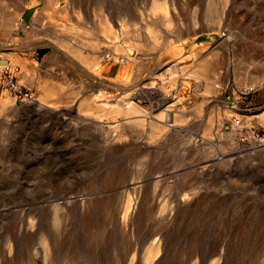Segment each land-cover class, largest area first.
I'll return each mask as SVG.
<instances>
[{"label": "rangeland", "instance_id": "obj_1", "mask_svg": "<svg viewBox=\"0 0 264 264\" xmlns=\"http://www.w3.org/2000/svg\"><path fill=\"white\" fill-rule=\"evenodd\" d=\"M28 1L3 0V4H0L3 12L0 14L1 63L18 66L21 70L18 86L30 90L29 96L19 93L14 95L0 82V97L4 92L9 97L5 105H2L0 98V209L4 206L12 209L33 207L39 214V231L33 232L29 239L19 237L14 242L13 254H7L0 264H29L27 248H38L39 237L43 233L48 239L55 238L59 243L56 248L59 255L50 260L53 264H69L66 256L77 259L74 264H81L80 258H88L90 264H115L118 255L114 249L115 240L118 241L117 231L109 228L104 232L103 239H106L101 243L99 226L104 205L109 201L114 208L119 207L122 197L128 198L129 193L140 196L142 208L149 207L148 202L150 204L154 197L161 204L172 202L180 195L182 186V182L176 185L177 178L199 181L201 185L207 186L204 191L210 195L221 192L227 198L216 203L211 200L202 202L191 216L178 220L175 230L171 229L168 233L165 258L156 264H193V261L210 264L217 257L212 253L222 244L227 251L222 264H258L257 254L264 255L261 245L264 243V201L261 197L264 196V159L260 151L255 154H247L252 149L241 153L234 151L235 148L244 150L253 147L256 142L264 141V121L259 119L264 116V85L255 83V78L264 72V62L258 63L259 50L264 44V0H237L234 4V15L240 17L237 32L233 28V38L227 42H220L222 37L219 36L211 43L212 54L207 53V56L218 64L222 79L211 93L207 92L205 83L196 90L195 82L185 80L191 74L193 65L184 68L182 64L172 72L165 68L155 70L152 51L144 47L150 39L144 30L145 16H142L144 8L152 0L123 3H120L121 0L116 3L107 0L106 5L112 10L123 11V16L127 18L130 13L134 15L128 23L124 19L126 25L123 28L131 36L129 39L122 36L120 43L128 48L133 43L135 48L130 49H133L136 62L131 66L119 62L114 76L130 74L137 84L136 89L149 93L159 89V85L145 83L156 79L155 82L159 83L161 78L156 76L164 73L163 82L167 85L172 83V89L166 90L167 95L173 99L168 104L157 105L146 99L134 98L133 102L141 107L142 112L128 117L106 111V114L96 119L89 117L91 112L78 110L80 102L87 96L105 94L113 98L115 94L125 95L130 91L116 86L84 92L80 86L87 82L88 69L85 63L67 49L60 50L57 42L50 38L29 42L33 26L45 12L52 17L50 28H57L51 29L50 33L55 30L65 37L71 36L60 26L65 17L77 28L84 31L93 29L98 3L95 0L77 3L83 20L78 21L72 18L71 9L68 8L71 3L54 4L49 0H40L39 3L31 4ZM208 1L183 3L180 27L187 28L191 24L190 11L197 12L201 21ZM58 7L63 8L64 12ZM125 9L130 13L125 12ZM17 13L21 17L18 30L10 29L6 33L10 28L6 19ZM175 25L176 22L171 23L170 28ZM166 38L163 33L160 43H165ZM174 40L171 39L172 42ZM203 41L208 43L206 39ZM86 42L85 39H78L76 47L92 56L94 49L87 46ZM3 51L12 58H6L1 53ZM106 52L112 53L113 50L108 49ZM46 91L52 95L45 96ZM201 98L204 100L199 108L197 104ZM46 102L51 107L41 106ZM171 112L177 114V118H170ZM129 118L144 119L150 136L133 137V144L120 152L109 150L104 144L106 135L117 133L120 123ZM88 119L98 126L87 122ZM159 120L171 126L154 137L149 133L150 122ZM207 124L213 126L212 143L201 145ZM192 145L196 146V150H190ZM206 146L210 147L213 154H225V161L216 160L215 167L206 176L196 171L179 170L181 166L201 161ZM240 154L243 156L238 157ZM161 174H165L166 180H159ZM132 181H143L141 192L130 189L132 187L128 184ZM83 200L91 205L95 231L87 229L81 221ZM55 203L59 204L60 211L66 213L69 219L60 237L51 220L50 206ZM251 204L257 207L248 209ZM15 213L14 210L11 215L0 216V252L8 250L7 237L11 235V226L17 218ZM233 223L240 228L237 233L230 230ZM140 226L138 218L135 240L139 242L138 245L146 247L152 241H148V232L155 225L149 224L146 230L139 229ZM92 232H96L94 237L89 235ZM38 261L35 260V264H44L42 259Z\"/></svg>", "mask_w": 264, "mask_h": 264}, {"label": "bare ground", "instance_id": "obj_2", "mask_svg": "<svg viewBox=\"0 0 264 264\" xmlns=\"http://www.w3.org/2000/svg\"><path fill=\"white\" fill-rule=\"evenodd\" d=\"M49 1H51L54 4L71 3L69 4L70 7L68 8L71 9L73 16L72 18L74 19L77 18L78 21L82 20V13L80 10L81 9L80 5L77 3L88 2V0H63V1L49 0ZM113 1H115L114 3L118 2V0H113ZM123 1H130V0H121L120 3H123ZM193 1L196 0H152L150 5L144 8L143 11L144 14L142 15L145 16L144 19L146 21L144 30L146 35L150 39L149 44L144 45V47L152 51L151 53L153 59L155 60L154 63L155 70L157 69L162 70L163 68H165L166 71L172 72L174 68L178 67L179 65L183 64L184 68H188L191 65H193L192 68L193 70L191 74H189L188 79L185 80H192L193 82H195L197 86L196 90H199L202 84L205 83L207 92L211 93L214 90L213 89L214 86L218 84L222 79H221V74L219 73L218 64H216L214 61L212 62V60L210 61V56H207V53L212 54L211 43L215 41L217 37L219 36L222 37L220 42H227L233 38V33H234L233 28L235 32H237V27L238 24L240 23V17L238 15H234L235 13L234 4L236 3L237 0H209L206 9L203 13L201 21H199L200 18L197 12L190 11L188 15L190 16L191 24L187 28H184L183 26L180 27L179 18L181 15V11L183 9V3H188V2L191 3ZM39 2L40 0L28 1V3L31 4L33 3L35 4ZM106 2L107 0H95V3H98V5H97V9L95 10L96 19L94 22V27L91 30L84 31L83 29L77 28L76 27L77 25L75 26L74 24H71L69 22V19H65L66 17L63 18L60 25L62 28L61 27L59 28H61L63 31L71 33L70 37L68 36L65 37L64 35L57 33L58 31L54 32L55 30L52 33H50L49 31L56 27L50 28L49 23H51L52 17L50 15H47L46 12L43 13L39 18L38 22H36L35 25L33 26V31L31 32L32 35L30 36L29 43H35L36 40L39 41V39L43 37L50 38L55 42H57L58 48L60 50L67 49L70 53H72L77 58H79L81 62L85 63L88 69L87 78H86L87 82L81 84L80 86L81 90L84 92H89V91L91 92L93 90L101 91L107 88H116V86H122L130 91L125 95L115 94L113 95L114 96L113 98L111 96H105V94H98L97 96H94V94H92L87 96L82 102H80L78 110L80 112L82 111L91 112L89 113L90 114L89 117H94L95 119L96 117L98 118L102 117L103 114H106V111L112 114L121 113L128 117L137 114L139 112H142L143 110L141 109V107L133 102L134 98L146 99L148 101H152L153 103H157V105L168 104V101H171L173 98H170V96L167 95L168 92L166 90L171 88L172 83L171 84L169 83L167 85L163 82L165 78V77L163 78L162 76L164 74L163 72H160L163 74L156 76L161 78V81L159 83L155 82L157 79L153 82L151 81L149 83H145L146 85L148 84L151 86L159 85V89L149 93L139 91V89H136L137 84L136 82L135 83L133 82L134 80H132V76H130V74L128 75L124 74L122 76L120 75V77L114 76L115 70L118 67L119 62H126L127 64H129V66H131L133 62H136V58L133 55L134 52L132 53L133 49H130V48H135L133 43H130L129 48L126 46H122L120 43L121 42L120 39L122 38V36L127 37L125 39H129V36H131L130 32L124 30L123 27L124 25H126L125 24L126 21L128 23V20L133 19L134 15H132L130 12H128L125 9V12L127 11L128 13H130L127 15L128 16L127 18L126 16H123L125 14L122 13L123 11L112 10L111 7L106 5ZM0 4L1 5L3 4V0H0ZM60 8L61 7H58V9ZM58 9L55 8V10ZM62 9L63 8H61V10ZM136 11H138V9ZM18 12L20 13V11ZM62 12H64V9ZM0 14H3L1 10H0ZM138 14L141 15V12L138 11ZM18 15L19 14L17 13L16 16L6 19L8 28L10 26V28L6 30V33H9L10 29L18 30L19 28L18 25L20 24L19 21H21V17H19ZM57 16L56 18H58ZM59 22L60 21H58L57 23ZM173 22H176V25L174 28L171 29L170 25ZM15 26L18 27L15 28ZM163 33L166 34L167 38H166V42L161 44L160 40ZM172 38L175 39L174 40L175 42L171 41ZM78 39L87 40L86 45L94 49L93 50L94 54L92 53V56L83 53L80 49L76 47L77 46L76 41H78ZM203 39H206L208 43L204 42ZM108 49L113 50V52L107 54L106 50ZM259 51H261L259 55L257 54L259 56L258 57L259 61L257 60V58L254 59H256L258 63H261L264 62V44H262V49ZM1 53L4 54L6 58H12V56L5 51ZM0 58L2 59L1 54H0ZM10 66L13 65L10 64ZM237 67H239V65ZM13 68L15 69L16 65H14ZM20 75H21V70L18 76ZM24 77H26L25 74ZM255 83L260 86L264 85V72L259 74L255 78ZM250 89L253 88H251L250 86ZM4 94L5 92L2 94V97H0L2 105H5L6 103L9 102V97L5 96ZM50 94L51 93L49 91L45 92V96H50ZM179 95L182 96L181 94ZM203 100L204 99L199 100L198 102L199 104L197 103L196 104L199 106L203 102ZM12 101H14V99H12ZM49 104H50L49 102H46L44 103V105L41 106L51 107V105ZM177 116L178 115L173 112L170 113V118L172 117L177 118ZM181 117L183 116L181 115ZM263 118L264 116H261L259 118L260 121H264ZM91 120L88 119L87 122L97 127L98 126L97 123H94ZM159 122H152V121L150 122L152 124H150L149 133L154 137L157 136L167 126H171L168 125V123L164 122L163 120H159ZM145 127L146 126L144 119L140 118L134 120L129 118L128 120L120 123L117 133L113 135H106L107 137H105L104 144L105 146L108 147L109 150L120 152L123 149L129 148V146L133 144L132 143L133 137L148 136L149 134L148 131H146L147 129ZM212 133H213V126L211 124H207L204 127L203 142L201 143V145L203 144L210 145L212 143L211 140V136L213 135ZM189 148L190 150L193 149L196 150L195 145L194 146L192 145ZM205 149H206L204 150L205 155H203V157L200 159L201 161L195 164L181 166V169L179 170L184 172L196 171L202 176H206L210 171V169L212 167H215L216 160L225 161V154H220V155L213 154L210 147L207 146ZM248 149H252V151H250L247 154H252V153L255 154L260 151L262 154V158L264 159L263 140L260 143L256 142L253 147L246 148L244 150L243 149L239 150L235 148L236 151L234 152L241 153ZM241 156L243 155L241 154L238 155V157ZM172 172L173 171H171V173ZM159 177H160L159 180L160 179L166 180L165 174H161L159 175ZM142 182L143 181H137V182L132 181L128 184V186L132 187L130 189L133 190L134 192H138V191L141 192L142 191L141 188L143 186ZM180 182H182L181 183L182 186H180L181 189H179V193L181 196L180 195L176 196L175 200L169 203L164 202L163 204H161V201L156 200L155 197L153 196L154 199L153 200L151 199V203L149 204L148 202L149 207L142 208L140 207L141 205L140 196L135 197L134 195L132 196L129 193L128 198L122 197V204H120L119 207L117 206L114 208V206H112V203L109 201L104 205L105 210L101 216L100 219L101 221L99 226L102 234L101 243H103L104 239H106V237L103 239V234L104 232L106 233V231L109 228H111V230L117 231L118 241L115 240L114 249L115 251L117 250L118 255L116 256L115 264H141V263L156 264L160 259L165 258L167 244H168V239H167L168 233L171 232L170 231L171 229L175 230L174 229L175 223L178 220L185 219L187 215L191 216L193 214L192 212L197 207H199L202 202L211 200L213 203H216V201L218 202V200H226L227 198L226 196H222L221 192L215 195H210V193L207 192L206 190L205 192L204 188L207 189V186L201 185L200 184L201 182L199 181L187 180V179L179 180V178H177L176 185L179 186ZM261 197L264 201V196ZM21 206H23V204ZM50 207H52L51 208L52 226L57 232L58 236L60 237L63 232L62 229H64V226L66 227L68 224V220H69L68 215L60 211L59 204L55 203ZM256 207L257 206H255L254 204H251L248 209H253ZM140 208L141 211H139ZM157 208H159V210H157ZM90 209H91V205H88V203H86L83 200L82 206L80 208L81 211L80 218L81 221L83 222V225L87 229H91L92 231H95L93 215L91 214ZM14 210L16 211L15 216L17 218L12 224L13 227L11 226V230H10L11 235L7 237V245L9 246L7 248L8 250L4 249L0 252V262L5 259L7 254L8 256L13 254L14 242L17 241L19 237H24L25 239H29V237L33 232H35L36 230L39 231V214L36 213V210L33 209V207H28V208L22 207L21 209L20 208L12 209V207L4 206L3 209H0V216L11 215L13 214ZM139 212L140 215H138ZM138 218H140V222H141V226L139 229L146 230L147 228L150 227L149 224L154 223L155 225L148 232L149 235L147 236L149 238L148 241L150 239H152V241L146 247H144V245H138L139 242H136L135 240L136 236L138 235L137 229H135L136 220ZM40 220L42 222L46 221L45 219H40ZM235 223H233L230 226V230L232 233H237L240 230V228H238ZM139 232L141 231L139 230ZM95 234L96 232L89 233L91 237H94ZM263 238H264V234H263ZM39 239H40L39 240L40 246L38 245V248L36 249H33V247L32 249L27 248L26 256L29 260V264H35V260L39 262L38 261L39 259H42V262L44 264H53L50 260H52V258L55 255L57 256L59 255L58 251L56 250L59 243H57V240L55 238L48 239L44 235V233L40 235ZM261 245L263 246V250H264V243H262ZM212 254L217 255V257L215 256L216 258L212 259L210 264H222L225 261L227 255V251L226 248L224 247V244H222L221 247L219 249H216ZM66 257L69 258L68 260L69 264H74L73 262L77 261V259L73 257L70 256H66ZM256 257H257L256 262L258 264H264V255L257 254ZM190 258L192 259V256ZM80 259H81L80 260L81 264L91 263V261L88 260V258L85 259L80 258ZM197 262L198 261H196L195 263L193 261V264H197Z\"/></svg>", "mask_w": 264, "mask_h": 264}, {"label": "built area", "instance_id": "obj_3", "mask_svg": "<svg viewBox=\"0 0 264 264\" xmlns=\"http://www.w3.org/2000/svg\"><path fill=\"white\" fill-rule=\"evenodd\" d=\"M2 59L0 58V82L1 85L4 88H8L11 90V92L14 93V95L16 93L22 94V95H27L29 96V89L27 88H23V87H19V79H18V74L20 73V68L18 66H16V68L14 69L13 66H10V64L8 62L5 63H1ZM26 96V97H27Z\"/></svg>", "mask_w": 264, "mask_h": 264}]
</instances>
